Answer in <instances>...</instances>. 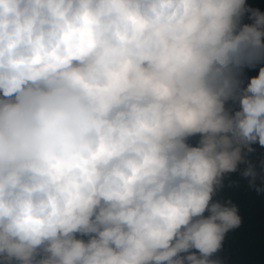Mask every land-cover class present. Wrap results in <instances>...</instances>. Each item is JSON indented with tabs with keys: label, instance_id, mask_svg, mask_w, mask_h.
Masks as SVG:
<instances>
[{
	"label": "clouds",
	"instance_id": "1",
	"mask_svg": "<svg viewBox=\"0 0 264 264\" xmlns=\"http://www.w3.org/2000/svg\"><path fill=\"white\" fill-rule=\"evenodd\" d=\"M257 65L246 0H0V264H222Z\"/></svg>",
	"mask_w": 264,
	"mask_h": 264
},
{
	"label": "trees",
	"instance_id": "2",
	"mask_svg": "<svg viewBox=\"0 0 264 264\" xmlns=\"http://www.w3.org/2000/svg\"><path fill=\"white\" fill-rule=\"evenodd\" d=\"M252 8L264 12V0H246ZM244 23L252 21L244 18ZM245 69V86L248 79L256 76L259 67ZM238 107V105L236 106ZM198 136L189 139V143L195 145ZM256 152L249 155V159L256 163V169L260 176H264V170L260 168L259 161L264 158V147L254 145ZM245 165L241 164L239 170L225 176L224 188L219 191L214 200L221 202L231 200L238 209L241 217V225L229 231L223 242L222 249L215 254L222 264H264V191L257 192L255 187L249 185V179L242 176ZM257 177L255 185L264 188V180Z\"/></svg>",
	"mask_w": 264,
	"mask_h": 264
}]
</instances>
